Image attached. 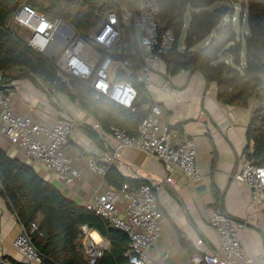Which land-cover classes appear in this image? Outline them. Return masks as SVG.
Segmentation results:
<instances>
[{
  "label": "built area",
  "instance_id": "2783aa9c",
  "mask_svg": "<svg viewBox=\"0 0 264 264\" xmlns=\"http://www.w3.org/2000/svg\"><path fill=\"white\" fill-rule=\"evenodd\" d=\"M104 1L116 2V5L99 12L98 20L86 35L79 33L64 18H51L29 4L17 8L11 23L28 31L27 41L33 49L50 52L48 56L54 59L68 86H71L70 78L88 81L91 87L117 105L133 109L140 96L129 77L134 76L144 86L151 100L155 66L175 48L177 37L172 28L160 21L157 0ZM127 29L129 39L125 33ZM58 35L64 47L57 55L54 41ZM135 55L141 62L136 71L132 67ZM119 68L127 72V77L118 74ZM166 90L173 92L174 87L169 84ZM15 92L14 82H6L4 73L0 71V136L23 149L28 159L55 172L66 186L82 177L87 169L92 173H107L109 167L99 164L93 156L82 152L74 156L68 153L70 137L79 124L77 118H60L48 126L30 115H15L11 106ZM174 132L166 122L162 106L151 101L150 112L139 124L137 134L132 135L120 126L110 125L108 139L114 142L115 150L134 148L144 151L161 161L172 174L196 182L203 177L197 158V143L189 136L176 137ZM233 179L250 188L253 202L264 204V165L246 159L233 174ZM121 197L127 201L124 215L116 205ZM86 207L129 236L127 260L123 264H163L161 258L152 254L161 238L164 216L159 206L157 186L144 182L136 188L125 183L119 189L109 187L104 192L95 189ZM252 219V214L245 219H232L226 213L213 209L209 223L218 234L220 246L213 251H193L188 264H252L239 235ZM37 228L36 223L32 224V230L22 224L14 241L27 262L42 259L30 235ZM82 232L88 262L97 264L110 242L103 236L93 237L87 225L82 227ZM168 258L167 253L162 257ZM0 264L13 263L0 255Z\"/></svg>",
  "mask_w": 264,
  "mask_h": 264
},
{
  "label": "trees",
  "instance_id": "16d2710c",
  "mask_svg": "<svg viewBox=\"0 0 264 264\" xmlns=\"http://www.w3.org/2000/svg\"><path fill=\"white\" fill-rule=\"evenodd\" d=\"M216 1L157 0L160 21L172 28L177 37L175 48L165 60L172 72L201 69L208 80L217 82L218 98L223 103L248 106L251 100L255 102L247 131L249 143L253 144L245 148L244 156L257 165H264V0H243L248 25L245 33L238 32L232 20L223 22L229 14L228 8H209ZM22 4L32 5L51 18H64L86 35L98 20L99 12L114 7L116 2L0 0V71L6 82L19 77L42 78L65 90L105 128L114 124L132 135L137 134L139 124L150 112V102L142 104L138 100L133 109L125 108L91 87L88 81L70 78L71 86H68L54 59L33 49L11 23ZM186 24L185 49L182 50L179 38ZM140 66V57L135 55L132 67L136 71ZM129 78L134 81L140 97L147 94L134 76ZM213 152L214 162L215 148ZM105 180L117 189L125 183L131 187L141 185L124 178L113 165L108 168ZM214 191L218 196L216 188ZM0 194L27 229L32 230L33 223L38 225L30 235L41 252L42 264H89L82 232L84 225L97 230L110 242L97 264H123L127 260L130 239L126 232L68 198L56 185L41 177L33 165L11 157L1 147Z\"/></svg>",
  "mask_w": 264,
  "mask_h": 264
},
{
  "label": "crops",
  "instance_id": "0c3cea01",
  "mask_svg": "<svg viewBox=\"0 0 264 264\" xmlns=\"http://www.w3.org/2000/svg\"><path fill=\"white\" fill-rule=\"evenodd\" d=\"M22 30L28 37V31ZM13 82L16 92L11 106L15 115H30L48 126L60 118H77L79 124L67 147L71 156L82 152L93 156L101 165H113L126 179L139 184L150 182L158 187L159 206L164 216L161 238L152 254L161 258L163 264H188L193 251L219 248L218 234L209 223L213 209L232 219L253 215L239 235L249 262L264 264V204L253 202L250 188L233 179V174L246 160L244 150L250 144L247 131L255 106L253 100L248 106L223 103L218 98L217 82L208 80L201 69L172 72L165 59L155 66L149 102H158L162 106L166 122L176 137L189 136L197 143L203 177L191 182L182 175L172 174L161 161L144 151L134 148L115 150L114 142L108 139L109 128L73 101L65 90L42 78L19 77ZM169 84L174 87L173 92L166 90ZM0 147L11 157L33 165L41 177L80 205H87L93 190L104 192L111 187L104 174L88 169L73 184L66 186L55 172L28 159L23 149L3 136H0ZM214 148L217 156L213 162ZM126 204L124 197L117 201L122 215ZM21 225L17 214L0 194V255L13 264H42L41 261H25L23 253L14 245ZM89 231L96 239L102 237L95 229ZM166 253L169 258L162 259Z\"/></svg>",
  "mask_w": 264,
  "mask_h": 264
},
{
  "label": "rangeland",
  "instance_id": "374dc122",
  "mask_svg": "<svg viewBox=\"0 0 264 264\" xmlns=\"http://www.w3.org/2000/svg\"><path fill=\"white\" fill-rule=\"evenodd\" d=\"M102 2H104V0H102ZM242 2H243V0H217L209 8L210 9H214L217 7H219V8L225 7L226 9L228 8L229 14H227L223 18V22L227 23L230 20H232L236 30L238 32L245 33V32H247L248 25H247V20H246V9L243 7ZM243 14H244V19L242 20L241 16ZM189 18H190V12H188L186 14L187 21L189 20ZM14 27L20 33V35H22L23 38H27V34L22 30V28H19V25L14 24ZM54 42H55L54 43V49L57 48V50H55V52L58 55L60 53V51L62 50V48L64 47V43L61 41L60 35H58L56 37ZM179 45H180L179 47L183 46V48L185 49V32H183V34L179 38ZM226 57L229 59L228 56H226ZM223 59H225V57H223ZM229 61H231V60H229Z\"/></svg>",
  "mask_w": 264,
  "mask_h": 264
},
{
  "label": "water",
  "instance_id": "95a60500",
  "mask_svg": "<svg viewBox=\"0 0 264 264\" xmlns=\"http://www.w3.org/2000/svg\"><path fill=\"white\" fill-rule=\"evenodd\" d=\"M125 33L127 35V38L129 39V35H130V32H129V29L125 30ZM198 53V51L196 52ZM118 74H121L123 75L124 77H127V72L123 69V68H119L118 69ZM140 102L142 104H147L149 103V96L147 94H143L141 97H140Z\"/></svg>",
  "mask_w": 264,
  "mask_h": 264
}]
</instances>
